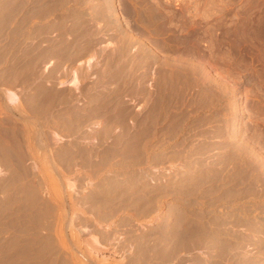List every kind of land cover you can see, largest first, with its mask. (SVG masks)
Wrapping results in <instances>:
<instances>
[{"label": "rangeland", "instance_id": "rangeland-1", "mask_svg": "<svg viewBox=\"0 0 264 264\" xmlns=\"http://www.w3.org/2000/svg\"><path fill=\"white\" fill-rule=\"evenodd\" d=\"M38 2L0 0V264H264V0Z\"/></svg>", "mask_w": 264, "mask_h": 264}, {"label": "bare ground", "instance_id": "bare-ground-1", "mask_svg": "<svg viewBox=\"0 0 264 264\" xmlns=\"http://www.w3.org/2000/svg\"><path fill=\"white\" fill-rule=\"evenodd\" d=\"M39 2H40V0H39ZM38 2V3H39ZM55 2V1H54ZM41 3V2H40ZM49 3V2H48ZM42 4V3H41ZM46 4V3H45ZM54 4V3H53ZM40 5V4H39ZM58 5V4H57ZM56 5V6H57ZM53 6V5H52ZM63 6V5H62ZM47 7V6H46ZM55 7V6H54ZM54 7H51V8H54ZM61 7V6H60ZM84 7V6H83ZM48 8V7H47ZM56 8V7H55ZM54 8V9H55ZM81 8H82V6H81ZM84 10V9H83ZM94 10V9H93ZM57 11V10H56ZM102 11V10H101ZM52 12H54V11H52ZM95 12V11H94ZM100 13V12H99ZM97 14V13H96ZM130 14V13H129ZM134 14V13H133ZM73 15V14H72ZM44 16V15H43ZM80 17V16H79ZM133 17V16H132ZM73 18V17H72ZM87 18V17H86ZM143 18H145V17H143ZM83 19V18H82ZM79 21V20H78ZM60 24V23H59ZM81 25V24H80ZM79 26V25H78ZM92 26V25H91ZM73 27V26H72ZM77 27V26H76ZM86 28V27H85ZM44 29H46L45 27H44ZM52 29V28H51ZM55 29V28H54ZM57 29V28H56ZM53 30V29H52ZM78 30V29H77ZM97 30V29H96ZM47 31V30H46ZM50 30H48V32H49ZM63 31V30H62ZM92 31V30H91ZM45 32V31H44ZM94 32H95V30H94ZM46 33V32H45ZM80 34V33H79ZM89 34V33H88ZM88 34H87V36H88ZM94 34V33H93ZM99 34V33H98ZM38 35V34H37ZM49 35V34H48ZM51 35V34H50ZM65 35V34H64ZM91 35V34H90ZM14 36V35H13ZM26 36V35H25ZM45 36V35H44ZM57 36V35H56ZM75 36V35H74ZM92 36V35H91ZM72 37V36H71ZM82 37V36H81ZM84 37V36H83ZM82 37V38H83ZM86 37V36H85ZM29 38V37H28ZM34 38V37H33ZM42 38V37H41ZM57 38V37H56ZM68 38V37H67ZM73 38V37H72ZM15 39V38H14ZM26 39V38H25ZM36 39V38H35ZM34 39V40H35ZM60 39V38H59ZM18 40V39H17ZM14 41V40H13ZM30 41V40H29ZM33 41V40H32ZM47 41V40H46ZM50 41V40H49ZM60 41V40H59ZM64 41V40H63ZM76 41V40H75ZM83 42H84V40H82ZM12 42V41H11ZM15 42V41H14ZM37 43V42H36ZM64 43V42H63ZM125 43V42H124ZM132 43V42H131ZM31 44V43H30ZM34 44V43H33ZM38 44H39V42H38ZM47 44V43H46ZM60 44V43H59ZM62 44V43H61ZM77 44V43H76ZM93 44V43H92ZM16 45V44H15ZM41 45V44H40ZM52 45V44H51ZM77 45H79V44H77ZM89 45V44H88ZM95 45V44H94ZM63 46V45H62ZM65 46H66V44H65ZM72 46V45H71ZM120 46V45H119ZM122 46V45H121ZM12 47V46H11ZM41 47V46H40ZM69 47V46H68ZM54 48H55V46H54ZM72 48V47H71ZM75 48V47H74ZM79 48V47H78ZM124 48V47H123ZM25 49V48H24ZM42 49V48H41ZM84 49H85V46H84ZM115 49H117V48H115ZM121 49V48H120ZM126 49V48H125ZM17 50H18V48H17ZM73 50V49H72ZM88 50V49H87ZM10 51V50H9ZM69 51V50H68ZM71 51V50H70ZM89 51V50H88ZM115 51V50H114ZM113 51V52H114ZM128 51V50H127ZM17 52V51H16ZM52 52V51H51ZM117 52V51H116ZM42 53V52H41ZM54 53H56V52H54ZM78 53V52H77ZM81 53V52H80ZM86 53V52H85ZM120 53V52H119ZM28 54V53H27ZM31 54V53H30ZM33 54V53H32ZM57 54V53H56ZM69 54H70V52H69ZM93 54V53H92ZM112 54H114V53H112ZM127 54V53H126ZM41 55V54H40ZM49 55V54H48ZM52 55V54H51ZM64 55V54H63ZM129 55V54H128ZM28 56V55H27ZM72 56V55H71ZM92 56V55H91ZM91 56H89V58L91 57ZM127 56V55H126ZM35 57V56H34ZM42 57V56H41ZM49 57H50V55H49ZM54 57H56V56H54ZM75 57V56H74ZM116 57V56H115ZM120 57V56H119ZM31 58V57H30ZM79 58V57H78ZM112 58V57H111ZM130 58V57H129ZM60 59H61V56H60ZM115 59V58H114ZM36 60V59H35ZM62 60V59H61ZM88 60V59H87ZM90 60H91V58H90ZM118 60V59H117ZM127 60H128V58H127ZM41 61V60H40ZM89 61V60H88ZM111 61V60H110ZM122 61V60H121ZM32 62V61H31ZM57 62V61H56ZM85 62H87V61H85ZM108 62V61H107ZM141 62V61H140ZM39 63V62H38ZM125 63V62H124ZM142 63V62H141ZM165 63V62H164ZM33 64V63H32ZM50 64H51V62H50ZM61 64V63H60ZM64 64V63H63ZM114 64V63H113ZM108 65V64H107ZM111 65V64H110ZM118 65V64H117ZM29 66V65H28ZM35 66V65H34ZM142 66V65H141ZM57 67V66H56ZM107 67V66H106ZM134 67V66H133ZM169 67V66H168ZM58 68V67H57ZM119 68V67H118ZM29 69V68H28ZM53 69V68H52ZM36 70V69H35ZM55 70V69H54ZM111 70V69H110ZM134 70V69H133ZM167 70V69H166ZM180 70V69H179ZM24 71V70H23ZM178 71V70H177ZM26 72V71H25ZM32 73H33V71H31ZM75 72V71H74ZM80 72V71H79ZM118 72V71H117ZM131 72V71H130ZM166 72V71H165ZM31 73V74H32ZM77 73V72H76ZM126 73V72H125ZM167 73V72H166ZM176 73H178V72H176ZM35 74V73H34ZM64 74V73H63ZM72 74V73H71ZM102 74V73H101ZM116 74V73H115ZM163 74V73H162ZM6 75V74H5ZM30 75V74H29ZM78 75V74H77ZM118 75V74H117ZM135 75V74H134ZM143 75V74H142ZM141 75V76H142ZM59 76V75H58ZM105 76V75H104ZM110 76V75H109ZM163 76V75H162ZM170 76V75H169ZM69 77V76H68ZM67 77V78H68ZM80 77V76H79ZM83 77V76H82ZM124 77V76H123ZM164 77H167V76H164ZM27 78V77H26ZM28 78H30V77H28ZM32 78V77H31ZM59 78V77H58ZM74 78V79H73ZM6 79V78H5ZM16 79V78H15ZM34 79V78H33ZM114 79H116V78H114ZM127 79V78H126ZM133 79H134V77H133ZM137 79V78H136ZM169 79V78H168ZM14 80V79H13ZM72 84H75L76 85V82H78L77 81V78H76V75H75V73H73L72 74ZM119 80V79H118ZM130 80V79H129ZM198 80V79H197ZM21 81V80H20ZM169 81V80H168ZM8 82V81H7ZM29 82V81H28ZM62 81H60V83H61ZM110 82V81H109ZM142 82V81H141ZM165 82V81H164ZM27 83V82H26ZM67 83V82H66ZM102 83V82H101ZM143 83V82H142ZM169 83V82H168ZM200 83V82H199ZM11 84V83H10ZM15 84V83H14ZM29 84H31V83H29ZM28 84V85H29ZM34 84V83H33ZM71 84V85H72ZM130 84V83H129ZM132 84V83H131ZM26 85V84H25ZM39 85V84H38ZM70 85V86H71ZM74 85V86H75ZM100 85V84H99ZM110 85V84H109ZM117 85V84H116ZM119 85V84H118ZM33 86V85H32ZM36 86V85H35ZM34 86V87H35ZM69 86V85H68ZM73 86V85H72ZM77 86H79V85H77ZM163 86V85H162ZM99 87V86H98ZM145 87V86H144ZM100 88V87H99ZM116 88V87H115ZM122 88V87H121ZM129 88V87H128ZM133 88V87H132ZM147 88V87H146ZM211 88V87H210ZM3 89V88H2ZM8 89V88H7ZM57 89V88H56ZM109 89V88H108ZM5 91H6V93L4 94V93H2V95L4 94V97H5V99H6V102H7V104L9 105V108H14V107H16L17 109L18 108H21V106H22V101L19 99V97L17 96V94H15V93H13L12 91L10 92V90L9 91H7L6 89H4ZM54 90V89H53ZM102 90H103V88H102ZM118 90V89H117ZM146 90V89H145ZM157 90V89H156ZM2 91V90H1ZM36 91V90H35ZM56 91V90H55ZM91 91H93V90H91ZM99 91V90H98ZM122 91V90H121ZM133 91V90H132ZM58 92V91H57ZM77 92V91H76ZM124 92V91H123ZM48 93V92H47ZM78 93V92H77ZM100 93V92H99ZM144 93V92H143ZM159 93V92H158ZM167 93V92H166ZM40 94V93H39ZM50 94V93H49ZM55 94V93H54ZM83 94V93H82ZM103 94V93H102ZM110 94V93H109ZM124 94V93H123ZM129 94V93H128ZM127 94V95H128ZM131 94V93H130ZM160 94V93H159ZM67 95V94H66ZM70 95V94H69ZM104 95V94H103ZM143 95V94H142ZM146 95V94H145ZM207 95H210V94H207ZM59 96V95H58ZM61 96V95H60ZM112 96V95H111ZM22 97V96H21ZM47 97V96H46ZM53 97V96H52ZM65 97V96H64ZM72 97V96H71ZM149 97V96H148ZM78 98V97H77ZM83 98V97H82ZM108 98V97H107ZM110 98V97H109ZM161 98H163V97H161ZM45 99V98H44ZM59 99V98H58ZM68 99V98H67ZM74 99V98H73ZM132 99V98H131ZM51 100V99H50ZM49 100V101H50ZM117 100V99H116ZM125 100V99H124ZM57 101V100H56ZM64 101V100H63ZM86 101V100H85ZM109 101V100H108ZM33 102V101H32ZM48 102V101H47ZM51 102V101H50ZM89 102V101H88ZM206 102V101H205ZM96 103V102H95ZM110 103V102H109ZM64 104V103H63ZM97 104V103H96ZM125 104V103H124ZM117 105V104H116ZM123 105V104H122ZM148 105H150V104H148ZM73 106V105H72ZM105 106V105H104ZM125 106V105H124ZM160 106V105H159ZM47 107V106H46ZM89 107V106H88ZM110 107V106H109ZM152 107V106H151ZM150 107V108H151ZM13 108H12V110H13ZM15 108V109H16ZM120 108V107H119ZM127 108V107H126ZM146 108V107H145ZM23 109V108H22ZM21 109V110H22ZM48 109V108H47ZM81 109V108H80ZM98 109V108H97ZM114 109V108H113ZM112 109V110H113ZM143 109V108H142ZM11 110V109H10ZM44 110V109H43ZM51 110V109H50ZM49 110V111H50ZM61 110V109H60ZM82 110V109H81ZM94 110V109H93ZM102 110V109H101ZM106 110V109H105ZM126 110V109H125ZM3 111V110H2ZM9 111V110H8ZM18 111V110H17ZM47 111V110H46ZM66 111V110H65ZM78 111V110H77ZM84 111V110H83ZM19 112V111H18ZM42 112V111H41ZM89 112V111H88ZM92 112V111H91ZM121 112V111H120ZM142 112V111H141ZM29 113V112H28ZM32 113V112H31ZM36 113V112H35ZM100 113V112H99ZM140 113V112H139ZM1 114H3V113H1ZM17 114H19V113H17ZM30 114V113H29ZM42 114V113H41ZM76 114V113H75ZM92 114H93V112H92ZM109 114V113H108ZM115 114V113H114ZM113 114V115H114ZM131 114V113H130ZM152 114V113H151ZM155 114V113H154ZM4 115V114H3ZM31 115V114H30ZM51 115V114H50ZM57 115V114H56ZM73 115V114H72ZM88 115V114H87ZM105 115V114H104ZM116 115V114H115ZM118 115V114H117ZM26 116H28V115H26ZM40 116V115H39ZM58 116V115H57ZM65 116V115H64ZM69 116V115H68ZM95 116V115H94ZM120 116V115H119ZM138 116V115H137ZM155 116V115H154ZM2 117V116H1ZM5 117H6V115H5ZM76 117H78V116H76ZM84 117V116H83ZM103 117V116H102ZM139 117V116H138ZM148 117V116H147ZM19 118V117H18ZM18 118H16V119H18ZM110 118V117H109ZM114 118V117H113ZM8 119V118H7ZM60 119V118H59ZM71 119V118H70ZM137 119V118H136ZM146 119V118H145ZM234 119V118H233ZM78 120V119H77ZM76 120V121H77ZM105 120V119H104ZM103 120V121H104ZM127 120V119H126ZM143 120V119H142ZM4 121V120H3ZM7 121V120H6ZM38 121V120H37ZM55 121H56V119H55ZM120 121V120H119ZM150 121V120H149ZM15 122V121H14ZM19 122V121H18ZM28 122V121H27ZM29 122H31V121H29ZM78 122V121H77ZM82 122V121H81ZM130 122V121H129ZM4 123V122H3ZM12 123V122H11ZM142 123V122H141ZM38 124V123H37ZM68 124V123H67ZM128 124V123H127ZM153 124V123H152ZM36 125V124H35ZM120 125V124H119ZM122 125V124H121ZM136 125V124H135ZM143 125V124H142ZM32 126V125H31ZM105 126V125H104ZM139 126V125H138ZM138 126H136V127H138ZM77 127V126H76ZM140 127H144V126H140ZM118 128V127H117ZM129 128V127H128ZM26 129V128H25ZM39 129V128H38ZM44 129V128H43ZM130 129V128H129ZM141 129V128H140ZM0 130H2V129H0ZM99 130V129H98ZM235 130V129H234ZM38 131V130H37ZM77 131H78V129H77ZM102 131V130H101ZM106 131V130H105ZM147 131V130H146ZM152 131V130H151ZM32 132V131H31ZM36 131H34V133H35ZM8 133H10V132H8ZM39 133V132H38ZM103 133V132H102ZM142 133V132H141ZM144 133V132H143ZM31 134V133H30ZM36 134V133H35ZM119 134V133H118ZM130 134V133H129ZM147 134V133H146ZM87 135V134H86ZM111 135V134H110ZM126 135V134H125ZM140 135V134H139ZM4 136V135H3ZM109 136V135H108ZM122 136V135H121ZM142 136V135H141ZM31 137V136H30ZM47 137V136H46ZM53 137H54V135H53ZM99 137V136H98ZM133 137V136H132ZM39 137H37L36 138V140L38 139ZM40 138H41V136H40ZM42 138H43V136H42ZM56 138V137H55ZM55 138H53V139H55ZM102 138V137H101ZM123 138V137H122ZM121 138V139H122ZM135 138V137H134ZM137 138V137H136ZM30 139V138H29ZM50 139V138H49ZM5 140V139H4ZM3 140V141H4ZM28 140V139H27ZM57 140V139H56ZM104 140V139H103ZM112 140V139H111ZM31 141V140H30ZM34 141V140H33ZM78 141V140H77ZM109 141V140H108ZM126 141V140H125ZM29 142V141H28ZM49 142V141H48ZM54 143H55V141H53ZM111 142V141H110ZM116 142V141H115ZM133 142V141H132ZM140 142V141H139ZM78 143V142H77ZM89 143V142H88ZM113 143V142H112ZM9 144V143H8ZM30 144V143H29ZM33 144V143H32ZM99 144V143H98ZM97 144V145H98ZM101 144V143H100ZM38 144H36V146H37ZM117 145V144H116ZM128 145V144H127ZM22 146V145H21ZM38 146H40V144L38 145ZM37 146V147H38ZM41 146H44V145H42L41 144ZM40 146V147H41ZM47 146V145H46ZM50 146V145H49ZM147 146V145H146ZM25 147V146H24ZM23 147V148H24ZM53 147V146H52ZM79 147V146H78ZM92 147V146H91ZM20 148V147H19ZM33 148V147H32ZM42 148V147H41ZM41 148L40 149H38L39 150V152H40V150H41ZM143 148V147H142ZM37 149V148H36ZM64 149V148H63ZM76 149V148H75ZM95 149V148H94ZM131 149V148H130ZM35 150V149H34ZM83 150V149H82ZM33 151V150H32ZM44 151V150H43ZM46 151V150H45ZM49 151V150H48ZM77 151V150H76ZM107 151V150H106ZM125 151H126V148H125ZM127 151H128V149H127ZM139 151V150H138ZM238 151H240V150H238ZM38 152V151H37ZM72 152V151H71ZM93 152V151H92ZM94 152H95V150H94ZM246 152V151H245ZM22 153V152H21ZM33 153H35V152H33ZM47 153V152H46ZM51 153V152H50ZM73 153V152H72ZM91 153V152H90ZM123 153V152H122ZM131 153V152H130ZM139 153V152H138ZM39 154V153H38ZM45 154V153H44ZM76 154V153H75ZM98 154V153H97ZM110 154V153H109ZM140 154V153H139ZM242 154V153H241ZM26 155V154H25ZM28 155V154H27ZM65 155V154H64ZM96 155V154H95ZM118 155V154H117ZM238 155V154H237ZM10 156V155H9ZM45 156H47V155H45ZM86 156V155H85ZM100 156V155H99ZM32 157H34V156H32ZM40 157H42L43 158V156H40ZM95 157V156H94ZM101 157V156H100ZM107 157V156H106ZM38 158H39V156H38ZM38 158H36V160L38 159ZM50 158H51V156H50ZM97 158V157H96ZM96 158H94V159H96ZM99 158V157H98ZM108 158V157H107ZM110 158V157H109ZM6 159V158H5ZM35 159V158H34ZM48 159V158H47ZM228 159V158H227ZM39 160V159H38ZM37 160V161H38ZM43 160V159H42ZM45 160H46V158H45ZM53 161V160H52ZM51 161V162H52ZM112 161V160H111ZM225 161V160H224ZM39 162H40V160H39ZM102 162V161H101ZM54 163V162H53ZM95 163V162H94ZM109 163H111V162H109ZM231 163H232V161H231ZM235 163V162H234ZM237 163V162H236ZM255 163V162H254ZM253 163V164H254ZM41 164V163H40ZM46 164V163H45ZM48 164V163H47ZM50 164V163H49ZM228 164H230V163H228ZM256 164H257V162H256ZM56 165V164H55ZM114 165V164H113ZM112 165V166H113ZM116 165V164H115ZM114 165V166H115ZM118 165V164H117ZM121 165H123V164H121ZM241 165V164H240ZM41 166V165H40ZM43 166V165H42ZM100 166V165H99ZM239 166V165H238ZM19 167V166H18ZM44 167V166H43ZM49 167V166H48ZM57 167V166H56ZM129 167V166H128ZM135 167V166H134ZM246 167V166H245ZM22 168V167H21ZM42 168V167H41ZM45 168V167H44ZM132 168V167H131ZM12 169V168H11ZM43 169V168H42ZM116 169V168H115ZM13 170V169H12ZM46 170H48V168L46 169ZM211 170V169H210ZM49 171H51V169L49 170ZM254 171V170H253ZM15 172V171H14ZM21 173V172H20ZM27 173V172H26ZM30 173V172H29ZM28 173V174H29ZM137 173V172H136ZM142 173V172H141ZM207 173V172H206ZM264 173V172H263ZM6 174V173H5ZM193 174V173H192ZM230 174V173H229ZM243 174V173H242ZM193 177V176H192ZM197 177V176H196ZM212 177V176H211ZM25 178V177H24ZM23 178V179H24ZM28 178V177H27ZM223 178V177H222ZM228 178V177H227ZM26 179V178H25ZM24 179V180H25ZM209 179V178H208ZM4 181V180H3ZM114 181V180H113ZM206 181V180H205ZM219 181V180H218ZM8 182V181H7ZM32 182V181H31ZM56 182V181H55ZM204 182V181H203ZM207 182V181H206ZM221 182V181H220ZM200 183V182H199ZM19 184V183H18ZM30 184V183H29ZM23 185V184H22ZM36 185V184H35ZM3 186H5V185H3ZM68 186H69V188L72 190V191H74L73 189H74V183H69L68 184ZM68 186H67V188H68ZM110 186V185H109ZM117 186V185H116ZM213 186V185H212ZM21 187V186H20ZM136 187V186H135ZM12 188V187H11ZM32 188V187H31ZM57 188V187H56ZM60 188V187H59ZM58 188V189H59ZM66 188V189H67ZM8 189V188H7ZM6 189V190H7ZM58 189H56V190H58ZM69 189V190H70ZM106 189V188H105ZM130 189V188H129ZM133 189V188H132ZM137 189V188H136ZM205 189V188H204ZM12 190V189H11ZM113 190V189H112ZM120 190V189H119ZM128 190V189H127ZM144 190V189H143ZM8 191V190H7ZM21 191V190H20ZM20 191H18V192H20ZM23 191V190H22ZM140 191V190H139ZM215 191V190H214ZM3 192V191H2ZM25 192V191H24ZM97 192H99V191H97ZM113 192V191H112ZM57 193V192H56ZM61 193V192H60ZM101 193V192H100ZM22 194V193H21ZM63 194V193H62ZM103 195V194H102ZM131 195V194H130ZM129 195V196H130ZM5 196V195H4ZM37 196V195H36ZM62 196V195H61ZM106 196V195H105ZM124 196V195H123ZM120 197V196H119ZM132 197V196H131ZM7 198V197H6ZM13 198V197H12ZM19 198V197H18ZM90 198V197H89ZM125 198V197H124ZM130 198V197H129ZM128 198V199H129ZM10 199H11V197H10ZM60 199V198H59ZM97 199V198H96ZM121 199V198H120ZM123 199V198H122ZM121 199V200H122ZM124 200V199H123ZM142 200V199H141ZM145 200V199H144ZM35 201V200H34ZM106 201V200H105ZM118 201V200H117ZM13 202V201H12ZM21 203V202H20ZM25 203V202H24ZM96 203V202H95ZM98 203V202H97ZM103 203H105L104 201H103ZM114 203V202H113ZM137 203V202H136ZM142 203H143V201H142ZM141 203V204H142ZM98 206V205H97ZM27 208V207H26ZM92 208V207H91ZM117 208V207H116ZM2 209V208H1ZM30 209V208H29ZM101 209V208H100ZM18 210V209H17ZM120 210V209H119ZM8 211V210H7ZM22 211V210H21ZM5 212H6V210H5ZM38 212V211H37ZM16 214V213H15ZM183 214V213H182ZM202 214V213H201ZM2 215V214H1ZM20 215V214H19ZM33 215V214H32ZM8 216V215H7ZM11 216V215H10ZM37 216V215H36ZM192 216V215H191ZM19 217V216H18ZM194 217V216H193ZM211 217V216H210ZM2 218V217H1ZM5 218V217H4ZM8 218V217H7ZM6 218V219H7ZM13 218V217H12ZM26 218V217H25ZM23 219V218H22ZM180 219V218H179ZM190 219V218H189ZM229 219V218H228ZM3 220V219H2ZM14 220V219H13ZM192 220V219H191ZM218 220V219H217ZM215 221V220H214ZM10 222V221H9ZM13 222V221H12ZM76 222V221H75ZM178 222V221H177ZM184 222V221H183ZM222 222V221H221ZM16 223V222H15ZM182 223V222H181ZM208 223V222H207ZM233 223V222H232ZM21 224V223H20ZM32 224V223H31ZM38 224V223H37ZM19 225V224H18ZM17 225V226H18ZM12 226H14V225H12ZM38 226V225H37ZM173 226V225H172ZM187 226V225H186ZM30 227V226H29ZM163 227V226H162ZM161 227V228H162ZM178 227V226H177ZM193 227V226H192ZM203 227V226H202ZM16 228V227H15ZM33 228V227H32ZM165 228V227H164ZM183 228V227H182ZM208 228V227H207ZM9 229V228H8ZM12 229V228H11ZM79 229V228H78ZM179 229V228H178ZM229 229V228H228ZM259 229V228H258ZM17 230V229H16ZM30 230H32L31 228H30ZM193 230V229H192ZM14 231V230H13ZM35 231V230H34ZM37 231H39L38 229H37ZM60 231H61V229H60ZM180 231V230H179ZM189 231V230H188ZM254 231V230H253ZM32 232V231H31ZM1 233V232H0ZM7 233H8V230H7ZM12 233V232H11ZM36 233V232H35ZM61 233V232H60ZM18 234V233H17ZM30 234V233H29ZM38 234V233H37ZM73 234V233H72ZM180 234V233H179ZM6 235V234H5ZM14 235V234H13ZM16 235V234H15ZM39 235V234H38ZM166 235V234H165ZM171 235V234H170ZM32 236V235H31ZM65 236V235H64ZM62 237V236H61ZM72 237H74V236H72ZM235 237V236H234ZM15 238V237H14ZM25 238V237H24ZM77 238V237H76ZM76 238H75V240H76ZM158 238V237H157ZM143 239V238H142ZM238 239V238H237ZM13 240V239H12ZM32 240H35V239H32ZM80 240V239H79ZM92 240V239H91ZM138 240V239H137ZM153 240V239H152ZM154 240H156V239H154ZM159 240V239H158ZM161 240V239H160ZM208 240V239H207ZM10 241V240H9ZM39 241V240H38ZM77 241V240H76ZM162 241V240H161ZM169 241V240H168ZM175 241V240H174ZM213 241V240H212ZM225 241V240H224ZM13 242V241H12ZM62 242V241H61ZM204 242V241H203ZM31 243H32V241H31ZM38 243V242H37ZM77 243H79L78 241H77ZM77 243H75V244H77ZM85 243V242H84ZM83 243V244H84ZM148 243H149V241H148ZM173 243V242H172ZM199 243V242H198ZM232 243V242H231ZM234 243H236V242H234ZM21 244V243H20ZM24 244H26V243H24ZM34 244V243H33ZM63 244V243H62ZM66 244V243H65ZM90 244H91V242H90ZM93 244V245H92ZM92 246H94L93 248H92V246L90 247L91 248V251H94V252H97V250L95 249V248H97L98 247V249H99V251H100V248H99V242L97 241V239L96 238H94L93 239V241H92ZM223 244V243H222ZM19 245V244H18ZM101 245V244H100ZM4 246V245H3ZM67 246H68V244H67ZM78 246V245H77ZM87 246V245H86ZM141 246V245H140ZM192 246V245H191ZM216 246V245H215ZM11 247V246H10ZM15 247V246H14ZM70 247V246H69ZM73 247V246H72ZM72 247H71V249H72ZM145 247V246H144ZM18 248V247H17ZM30 248V247H29ZM28 248V249H29ZM85 248V247H84ZM161 248V247H160ZM167 248V247H166ZM175 248V247H174ZM210 248V247H209ZM215 248V247H214ZM229 248V247H228ZM7 249V248H6ZM15 249V248H14ZM23 249V248H22ZM69 249V248H68ZM74 249H75V247H74ZM12 250V249H11ZM83 250V249H82ZM85 250H87V249H85ZM157 250H158V248H157ZM168 250V249H167ZM175 250V249H174ZM235 250V249H234ZM8 251V250H7ZM29 251V250H28ZM36 251V250H35ZM68 251H70V250H68ZM90 251V252H91ZM177 251V250H176ZM15 252V251H14ZM80 252V251H79ZM78 252V253H79ZM225 252V251H224ZM230 253H231V251H229ZM93 253V252H92ZM100 253V252H99ZM165 253V252H164ZM215 253V252H214ZM5 254H6V252H5ZM25 254V253H24ZM31 254V253H30ZM146 254V253H145ZM213 254V253H212ZM10 255V254H9ZM16 255H18L17 253H16ZM20 255V254H19ZM80 255V254H79ZM151 255V254H150ZM220 255V254H219ZM24 256V255H23ZM221 256V255H220ZM10 257H12V256H10ZM78 257V256H77ZM81 258H82V256H80ZM17 257H15V259H16ZM25 258H26V256H25ZM94 258V257H93ZM96 258V257H95ZM144 258V257H143ZM229 258V257H228ZM29 259V258H28ZM83 259V258H82ZM104 259V258H103ZM142 259V258H141ZM105 260V259H104ZM103 260V262H105ZM14 261V260H13ZM32 261V260H31ZM76 261H78V260H76ZM107 261V260H106ZM221 261V260H220ZM22 262H23V260H22ZM37 262V261H36ZM80 262H83L82 260L80 261ZM180 262V261H179ZM78 263V262H77ZM86 263V262H85ZM24 264V263H23Z\"/></svg>", "mask_w": 264, "mask_h": 264}]
</instances>
